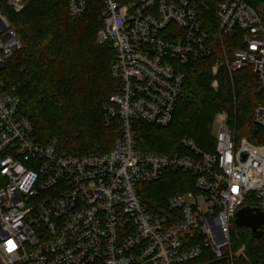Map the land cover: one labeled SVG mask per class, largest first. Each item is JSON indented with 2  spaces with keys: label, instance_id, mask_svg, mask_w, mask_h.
Segmentation results:
<instances>
[{
  "label": "built area",
  "instance_id": "2783aa9c",
  "mask_svg": "<svg viewBox=\"0 0 264 264\" xmlns=\"http://www.w3.org/2000/svg\"><path fill=\"white\" fill-rule=\"evenodd\" d=\"M253 0H101L118 92L104 104L122 134L106 152L73 155L39 141L20 112L15 86L1 77L22 42L0 0V261L2 264H213L247 259L232 246V224L245 206L264 212V144L236 139L227 111L217 113L214 150L184 137L189 154L170 157L138 149L136 123L168 127L183 93L185 68L216 52L214 87L225 66L232 76L252 68L264 97V2ZM255 1V0H254ZM72 17L89 0H68ZM237 47L230 54L226 38ZM264 128V102L253 112ZM167 168L192 172L195 190L172 197L167 215L148 211L138 185Z\"/></svg>",
  "mask_w": 264,
  "mask_h": 264
},
{
  "label": "trees",
  "instance_id": "16d2710c",
  "mask_svg": "<svg viewBox=\"0 0 264 264\" xmlns=\"http://www.w3.org/2000/svg\"><path fill=\"white\" fill-rule=\"evenodd\" d=\"M250 2L254 6L259 3ZM101 11V0H89L86 13L78 17L70 15L68 0H29L19 12L6 10L22 48L6 62L1 77L16 87L20 112L33 123L37 139L54 144L60 152L83 155L110 151L122 134L120 120L107 122L103 110L118 92L119 82L111 74L115 57L112 44H96L97 34L104 27ZM232 39L227 37L225 44L230 54L237 47ZM213 40L215 54L185 68L184 89L172 123L168 127L136 123L140 151L170 157L188 155L181 144L184 137L212 151L213 116L222 111L228 112L237 140L247 138L264 144V128L253 120L255 108L264 102L258 78L252 68L231 76L223 66L217 75L219 86L213 89L211 69L215 59L222 56L215 34ZM195 181L192 172L167 168L160 180L140 183L138 192L148 211L167 215L169 200L194 191ZM243 245L247 259L225 258L212 263L264 264V230L257 238L250 228L235 225L233 249Z\"/></svg>",
  "mask_w": 264,
  "mask_h": 264
},
{
  "label": "water",
  "instance_id": "95a60500",
  "mask_svg": "<svg viewBox=\"0 0 264 264\" xmlns=\"http://www.w3.org/2000/svg\"><path fill=\"white\" fill-rule=\"evenodd\" d=\"M235 223L239 227H248L255 237L263 235L264 212L258 208L245 206L236 213Z\"/></svg>",
  "mask_w": 264,
  "mask_h": 264
},
{
  "label": "rangeland",
  "instance_id": "374dc122",
  "mask_svg": "<svg viewBox=\"0 0 264 264\" xmlns=\"http://www.w3.org/2000/svg\"><path fill=\"white\" fill-rule=\"evenodd\" d=\"M29 2V0H24V6H26V4ZM24 8V7H23ZM211 73H212V76H213V79H212V81H211V87L213 88V89H215L216 90V88L214 87V85H213V83H214V80H215V75L213 74V71H212V69H211ZM216 117H217V114H215L214 116H213V123H212V135H213V133H214V128H215V122H216ZM214 150V149H213ZM212 150V151H213ZM184 194V193H183ZM236 225V223H235V221L233 222V224H232V231H233V228L235 227V225ZM234 225V226H233ZM236 227H237V225H236ZM0 264H2L1 263V261H0Z\"/></svg>",
  "mask_w": 264,
  "mask_h": 264
}]
</instances>
